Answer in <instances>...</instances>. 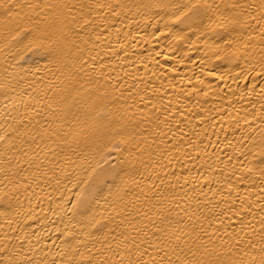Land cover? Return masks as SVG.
I'll list each match as a JSON object with an SVG mask.
<instances>
[{"label": "bare ground", "instance_id": "1", "mask_svg": "<svg viewBox=\"0 0 264 264\" xmlns=\"http://www.w3.org/2000/svg\"><path fill=\"white\" fill-rule=\"evenodd\" d=\"M0 264H264V0H0Z\"/></svg>", "mask_w": 264, "mask_h": 264}]
</instances>
